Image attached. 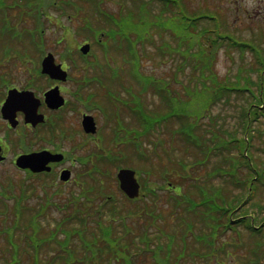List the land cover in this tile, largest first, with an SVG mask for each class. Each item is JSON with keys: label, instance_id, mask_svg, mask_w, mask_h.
Wrapping results in <instances>:
<instances>
[{"label": "rangeland", "instance_id": "1", "mask_svg": "<svg viewBox=\"0 0 264 264\" xmlns=\"http://www.w3.org/2000/svg\"><path fill=\"white\" fill-rule=\"evenodd\" d=\"M1 1H3V3H1ZM94 1L0 0V75L12 77L13 80H16V85H23L25 77L27 75L29 76L28 71L33 69V64L38 63V59L42 56V54L51 52L53 53L56 62H62L66 63V65H71L70 72L79 76L83 72H81V64L84 62H81V60L83 59L84 61L87 59V61H95L97 60L96 58L98 56V61L102 63L101 65H103L104 69L97 70L94 67H88L90 68L91 73L86 70V74L99 75V78H101L102 81H92L93 83L90 82L91 79L85 80V82L78 81V83L70 81L68 84V89L71 90L66 92V96H71L74 88L76 89L77 87H81L79 93V90H75V95H77V97L83 98L81 103L85 104L87 112H90L96 117V122L98 125V137H96L94 142H87L86 147H84V152L79 151V153H81L80 155L84 154V156H88L87 160L92 161L91 165H93L94 171H96L94 179H90L87 174L82 176V184L84 189L83 194L87 193L90 188L91 191L95 192L92 194V198H100L105 194L112 193L115 197L114 201L118 206V212H120L121 216L125 218V221H122V218L120 219L118 215L116 224L118 227H123L124 224H126V226L130 229L129 234L132 235V231H140L141 228L139 227L138 223L144 221L146 222L145 219H140L142 216V210L140 207L144 204V202L141 198L138 205L129 204L128 201L124 200L120 195H118L117 185L114 178L119 166L129 167L130 165H134V167L136 166L142 171L149 170L152 172V175H150L148 178L144 176V178L151 182H155V184H160V182L163 180V177L168 175L173 182L182 184L184 190V187L187 185V183H184L182 178L180 180V173H178V169L177 172L175 171V168H177V159H181L190 165L197 159L202 161L203 164H200V167H196L195 170H192L194 166H189V172L191 176L200 178V180L205 179L207 174H209V172H211L215 166H223V164L221 161H219L221 152L218 153V151L209 149V146L211 145V138L208 139V133L205 131L201 132V130L204 129L203 125L200 127L198 133L195 131L193 133V140L198 144L197 146L194 143L193 148L182 144V141L178 142L176 140L179 139L178 137H171L169 131L173 127L175 129L177 125L166 127L162 132H158L153 137V141H160L158 146V152L160 155L154 153L152 148H150V156L148 159L137 160V153L133 147L129 145V142L120 143L122 138L115 141L114 136H124L117 120H120L124 124V127L128 128V131L129 128H131L129 123H134V118L132 117L133 114L130 111H127V109H120L119 111L117 109L119 106L116 99L120 97V99L129 100V95L138 98L142 93L140 89L138 90V95L134 93L135 80L133 78L131 79V71L137 69V63L134 60L129 59V45L126 40H122L118 42L115 47L110 48L109 54L103 53L101 47H95L91 45V50H93L95 55L89 52L86 59H84L85 57L81 56L80 54L78 55L77 48L80 46V44L87 42V39H93V33L95 30L107 28L105 27L106 25L103 19V14L105 13H126V22L128 26L127 28H123V30H125L126 33H129L128 13L130 10L133 11L132 17L135 15L139 0H102L103 2L100 4V6H98V8L93 4ZM141 1L147 3L148 5L150 4L149 0ZM68 2L72 4L76 2L78 7L74 8L73 5L68 4ZM179 2L183 7L182 14L184 13L186 18H191L192 14L194 15L196 13L199 15L200 12H209L213 14L216 13L218 22L221 21L222 23L220 25V33H226L228 35L230 33L235 35L239 42H253L264 57V0H179ZM56 4L60 5L61 8H57ZM149 8L152 12H158L160 9V4L156 2L152 3L149 5ZM170 8V11H167L166 15H162L163 19L169 21L167 23L170 26L169 29L162 30V33L160 34L158 31L149 32V34L146 36L148 39L150 37L153 38L155 46L153 45L154 47H146L144 49V53L142 51V47L140 48L139 46L138 48L141 70L146 75L154 76L153 78L160 77L171 82V90L174 89L176 91L173 92V95H175L179 103L182 104L183 109L185 106H187V109L191 112H194L195 114L198 113L196 110L203 109L204 111L202 113H206L211 116L210 118L208 116L199 117L197 119L198 123L206 118L203 120L204 123L213 124V118L214 125L210 130H220L221 128H227L229 131H231V129L234 130L238 122V108L233 99L231 104H227V102L222 104L213 103L209 98V95H211V93H209L210 90H204V87L210 86L214 82H219V84L238 83L239 85L243 86L245 85L246 80L244 79L246 78L256 81V61L253 54L250 52L242 54L236 49L227 48L228 42L231 43V41H227L226 38L220 40L214 49H209V47H206L202 44L199 34L192 32V34H187V36H185L188 39L191 38L193 41L192 48L189 51L190 54L193 52L198 54L201 50H203L207 53V55H210L211 52L213 59H211V62L209 63V68L207 70H202L201 67L194 68L192 65L194 63L202 64L203 62L194 60V57H189L188 63H186V65L183 66V69L180 71L179 68L182 66L181 64L183 58L180 51L177 55H173L172 53L170 54L168 51H166L165 57L158 55L156 52V47L160 46L161 43L164 44L167 42L168 44L172 45L171 47L175 46L174 38L171 36L172 31L179 36L183 34L182 25L187 20L182 19V14L177 15L176 10H173L172 7ZM98 11L102 13L99 14ZM34 14L37 15V19L34 17L37 20L36 26L41 27L43 30L41 36L34 34L36 28L33 31V28L35 27V21L33 19ZM141 20L142 18L140 17L139 22ZM204 20L211 26L214 24V21H211L210 19ZM144 21L146 22V18ZM86 24H90L92 31L84 28ZM6 25L8 27H5ZM148 27L149 26L145 24H141L139 26L137 25L136 32L146 34ZM169 30L171 33H169ZM39 37H41V39ZM213 37L215 38V35H213ZM180 48L181 50H184L183 48L185 47ZM66 50H68V52L71 51V53H74V59L76 62L73 64L72 61L70 62L69 60H63V58L68 54ZM17 57H19L21 61H25L14 62L17 60L15 59ZM98 65L99 64L95 61L94 66ZM110 73L111 76L114 77V81L112 82H110L111 80L109 79ZM120 77L122 81H115ZM175 77H178V84L172 82ZM39 85H41V83H39ZM124 86H129L131 88L129 89V87H126L124 89ZM153 90L154 87L150 85L148 91L141 95L143 97L141 98L143 99L144 104L147 105V111H161L163 110L164 106L162 103H160L158 95L155 94ZM125 91L129 93L127 94ZM187 91H193L195 96L192 98L189 97ZM165 93H168V91ZM244 97H246V95H244ZM70 100L72 102L73 97H70ZM97 101L105 107L106 114L103 115L102 111L98 110L97 108H93L92 110L89 109L91 103ZM118 112L119 116H117ZM67 115V123L70 131V127L72 130L75 129L76 120L74 119L75 116H73V113L69 109L67 111ZM262 122L263 124L261 125L259 122H256L253 125L256 127V131L254 133L255 138L253 139V145L255 146L250 150V154L254 157L251 158L253 159L252 161L264 169V136L262 138L257 136V134L260 135L257 130H264V121ZM134 127H137L135 123ZM227 130L221 131V133L217 136L225 137V132H228ZM195 133L200 136V139L196 137ZM239 133L241 135V132ZM127 134L129 139V133ZM67 137H69V132ZM171 149L173 150L175 156H171L170 158L166 156L165 150L171 152ZM135 155L136 157H134ZM74 170L79 172L80 169L78 164L75 165ZM3 171L4 170H2V172ZM5 171H10V173L4 175L7 184L4 185V187L2 185L1 191H6V194L12 198L7 196L0 198V225L3 222L9 224V222L14 221L15 225L17 224L19 227H21L20 225L23 224L24 221L22 220L19 223L21 218L20 214L19 217L13 214L14 207L16 206V197H20V195L15 194L14 190L18 192L16 189L17 186L19 187V184H22V182L26 179L23 178L21 174L15 173L12 168H9V170L7 169ZM14 181H16V184L10 186L9 183ZM211 181H215L216 185L222 187V184H219V181H216V179ZM1 182H4L2 178ZM72 189L75 190V184H71L65 188L62 187L60 190H58V193H56L57 195L55 197V202L58 200L65 201L67 196H69L68 192ZM160 195L161 196L157 200H153L152 197H148L146 202L152 206V209L155 208L153 209L154 211L158 212L157 210H160L167 217L164 219V223H158V225L163 230L167 231V233L174 234L176 230H179V224L176 220V215L178 214L179 217L185 215V218L196 221L194 214H188L178 210H175L174 214L172 207L169 206V204L164 200L165 192H162V194L160 193ZM257 197L259 201L264 204V189H261ZM33 198V195L29 196L24 201V205H31L30 207H34L36 201L34 202ZM87 199L88 201L86 202V200H84V205H80L77 207V209H74L71 206L68 207L65 204L64 213H61V211L56 209L55 206H48L47 211L44 210L45 212L42 213L44 217L42 216L41 220L43 222L41 226L46 225V227L41 228V231L44 232L49 228L62 230L63 226H60L64 220H62L60 215L65 214L66 212V214L74 212L81 213V211H83V213L88 212V209L92 210L96 208L101 202L99 199L96 201H91V198ZM129 209H131L133 213L137 212L135 213V216L130 215ZM24 216L26 217V215ZM88 219H90V217H87V220ZM29 220L30 219H28V221ZM54 220L57 221L54 222ZM89 225L91 226L92 224L88 222V227ZM256 225L258 224L256 223ZM65 229L68 228L65 227ZM197 230L199 231V229ZM3 233H1L0 229V258L2 256L4 257V260L2 259L1 261L11 259L9 258L10 251H6L8 247L6 245L5 239L3 238L6 235ZM131 235H129V237H124V242H130ZM178 236L179 234H177V239H179ZM241 236V241L245 244L243 250L228 248L227 252L230 253V256L226 257L225 255H221L220 260L222 264H247V255L250 254L254 244L256 243L259 246L261 243L259 241L250 239L251 235H247L246 233H241ZM190 239H192V236L189 235L188 250L186 251V254H184V264H201V260L187 257L191 255L192 249L196 247L195 242ZM233 240H236L235 235L229 233L228 231L220 235L217 243L221 241L227 243L232 242ZM13 241L18 243V238H15ZM22 243H24V238ZM112 245V247L115 248V251L120 249V245H115V242H112ZM11 248L13 249L14 246ZM102 248L105 249L104 246H102ZM78 253L79 254L74 256V260H71L68 256H65V258L60 259L57 263L53 264H63V262L67 264H76V262L77 264H84V262H89V264H115L116 262L115 258L113 257H110V261L107 259L106 261L100 262V258H95L94 255L92 256V253L91 256L85 255V253H83L81 250H78ZM49 254L52 258L56 256L54 255L55 253L53 251ZM23 255L24 256H22V260L26 262L27 255L25 252ZM43 256H46V251L43 252ZM88 257H90V261H88ZM212 259V261L204 264H217L215 261L216 258ZM194 260L197 261L192 262ZM141 264L148 263L143 262ZM261 264H264V258Z\"/></svg>", "mask_w": 264, "mask_h": 264}, {"label": "trees", "instance_id": "2", "mask_svg": "<svg viewBox=\"0 0 264 264\" xmlns=\"http://www.w3.org/2000/svg\"><path fill=\"white\" fill-rule=\"evenodd\" d=\"M1 3H3V1H1ZM101 3L102 0H95L93 2L97 8ZM142 3L143 1L139 0L138 4ZM146 11L147 13L145 14ZM166 11V8H162L163 14ZM99 12L100 11H98V13ZM129 12L133 13V11L130 10ZM145 12H143V7H140L139 13L136 10L133 17L128 16L129 33H126V31L123 30V28H127L128 26L126 22V13L121 12L119 14H114L113 12H110L105 14L103 19L105 21V27H107L105 28L107 29L106 36L113 41H117V37H129V40L131 37H136L135 45L141 44L143 49L149 46H155L153 38L150 37L148 39L146 35L153 31L162 32L158 24L159 18L161 19V26L163 27H165L169 21L166 22L165 19L161 18L160 11L155 13L146 8ZM205 13L209 12H200L199 15L197 13L194 15L192 14L191 18H186L183 13L181 18L187 20L185 23L183 22L184 24L182 25L183 34L181 36L183 37H177L178 39L175 40L174 47H171L170 44L168 45L167 42L164 44L170 47L162 45V43L160 46L156 47L157 54L162 55L163 57L166 55L164 49L168 50L169 53L172 54L180 51L183 57L181 64L182 66L179 68L180 71L183 69V66L188 63V58L193 57L189 52L192 48L193 41L191 38L188 39L185 37L187 34H192V32L198 33L202 44L206 47H209V49H214L219 41L224 38V33L219 32L221 30V21L217 23L215 22L211 26L210 24L206 23L204 19H214L216 21L217 17L208 15L207 18L206 15H204ZM214 15L217 16L216 13ZM34 17H37V15L34 14L33 19H35ZM140 17L142 20L139 22ZM145 18L146 22L144 21ZM141 24L149 26L146 34L136 32V26ZM131 28L134 30L132 31ZM214 34L216 35L215 38L213 37ZM180 47L185 48H183L184 50H181ZM211 59H213L211 52L210 55H207L206 52L201 50L195 55L194 60L202 61L203 63H194L192 66H194V68L201 67L202 70H207L209 68ZM258 63L261 65L259 69L263 71V57L258 60ZM218 83L219 82H214L211 84V86H206L204 90L210 89L209 93H211V95H209V98H211L212 101H215L214 103L222 104L227 102V104H231L233 99L237 105V108L239 107L237 111V126L234 130L231 129V131L227 130V128H221L220 130H210L214 125L213 118V124L204 123L203 120L198 123L197 119L201 117V114L192 115L191 113L187 112V109L184 108V110L182 108V104L180 105L176 99H172V93L176 91L174 89V91L171 90V82L168 81L165 85L163 78L158 77L157 79V85L155 88L156 93H159L162 89V86L164 85L166 91H169L167 95L170 97L169 101L172 100L176 104L173 111L169 109V106L166 108L163 105L164 110L166 111V116L163 118V121L169 119L168 122H170L172 117L175 116L178 126L175 133L179 131L184 142L187 144H192V142L195 143L193 140V131L198 133L200 127L203 125L204 129H202L201 132L205 131L208 133V139L211 138L210 142L212 143V146L209 148L224 154L222 159L219 161L225 165L215 166L214 168L218 167L216 170L207 174L205 179L200 180V178L191 176L189 172V166H194L192 170H195L196 167H200V163L201 165L203 164L202 161L197 159L190 165L181 159H179L180 162L178 163L179 160H177L176 163H178V165H176L177 168L175 169H178V173H180V180L182 178L183 182L187 183V185L184 187V190L180 187V193L171 195L169 196L168 200H166L169 206L171 205V207L173 204L179 205V211H183L184 213L187 212L181 206L187 205V208L196 215L197 219H210L213 223L212 231L209 232L210 237L215 236L216 229L218 228L216 224L223 222L228 225L227 227H232L233 229L241 226L248 230L251 235L262 239L264 238V225L262 224L259 229H256L249 222V220L257 222L260 219L262 222H264V204L261 203L257 197L261 189H264V169L252 161L253 159L251 158L254 157L250 154V150L255 146L253 145V139L255 138L254 133L256 131V127L253 126V123L259 122L261 125L263 124L262 121H264L263 78H260V81L257 83L251 81V85L256 86L257 93H253L252 91L248 90L250 95H246V97H244L242 93L247 91V88L240 86L238 83L233 84L236 86H223V84L218 85ZM188 95L191 98L195 96L193 91H190ZM164 100H166V97H164ZM144 108L147 109L146 105L144 107L142 103L137 102V106L134 109L137 117L135 116L134 123L137 126L147 129L145 122L147 119H150L152 121L151 127L149 129L150 131L153 126H158L161 123L163 114L160 112H162V110H151V112L148 111L149 115H147ZM205 116H208L209 118L211 117L209 115ZM259 118L262 120H259ZM134 123H132L131 126L134 127ZM172 129H174V127ZM223 130L228 131L225 132L226 136L218 137L217 135H219ZM241 131L243 136L239 137L238 134ZM257 132L260 133V135L257 134L259 138L264 136V130H257ZM195 135L200 139L198 134L195 133ZM154 136L155 135H150L144 140V142L137 140L135 143V151L138 154L140 152L142 156H144L145 150L148 151L147 145L149 147L157 146L153 142ZM184 142L182 141V144H184ZM145 171L148 172L149 170ZM214 179L219 181V184H222V187L216 185L215 181H211ZM93 193L95 192L89 191L85 194L81 193L79 196L76 195V201L73 200L72 204L74 205V209H77V207L80 205H84V200H86V202L88 201L87 198H91V201H96L99 199L101 202L97 205V207L92 210L88 209V212L84 213L81 211V213L74 212L66 214V212L65 214L60 215L62 220H64L60 226H63L62 230L49 228L44 232L41 231V228L46 227V225L41 226L43 221L39 220L40 213L45 212L44 210L47 211V208H43L41 212L40 209L36 208L22 209L20 211L21 218L19 223L23 220L24 225L21 224V227H19V225L16 224L17 228L15 229V233H13V239H11V237H5V242L8 247L6 251H10L9 258L11 259L1 261L2 259L4 260V257L2 256L0 258V264H53L57 263L58 260L65 258V256H68L69 259L74 260V256L79 254L78 250L83 251V253H85L87 256H91L92 253V256L94 255L95 258H100V262L106 261L107 259L110 261V257H113L116 260L115 264H129V254L132 255L136 252L144 254L142 255L143 259L150 260L152 264H180L181 261H185L184 254H186V251L188 250L187 242H185L184 246L182 247V244L177 242V239L174 241L171 236L169 240L166 241L164 236L168 233H165L158 223H156V221L159 220L157 218L160 215L165 219L162 211L157 210L158 212H156L153 210L154 208L151 209L149 205L144 207L149 211L150 218L145 216L143 213L142 215H144L143 218L146 220V222L144 221L138 223L139 227L141 228L140 231L134 232L131 230L133 232L131 235L129 234L130 229L126 226V224H124L123 227H118L116 224L118 215L120 219L122 218V221H125V218H123L120 212H118V206L116 202L113 200H108L105 197L106 195H103L100 198H92ZM152 199L157 200L158 198L155 197ZM129 212L130 215L133 216H135V213H137H133L130 209ZM24 215H26V217ZM182 216L185 217V215ZM87 217H90V219L87 220ZM28 219L30 220L28 221ZM140 219H142V216ZM152 220H155V222L152 223ZM260 220L258 222H260ZM55 221L57 220H54V222ZM88 222L92 224L91 226L89 225V227ZM12 224L14 225V223H11L10 225ZM65 227L68 229H65ZM129 235H131V241L124 242V237H129ZM15 238H18V243L13 241ZM23 238L24 243H22ZM194 238L196 247L192 249L191 255L187 257L194 258L204 251L203 249L205 248L206 244L205 236H195ZM112 242H115V245H120V249L118 251H115V248L112 247ZM208 244H212V241L210 240ZM12 246H14L13 249L11 248ZM102 246H104L105 249H103ZM175 246L178 248L175 249ZM44 251H53L55 253L54 255L56 256L52 258L49 255L48 258H45L43 256ZM24 252L27 255L26 262L22 260ZM248 258H251V252L248 255ZM87 259L88 261L91 260L90 257ZM218 262L219 260L216 261V263ZM63 264L67 263L63 262ZM84 264H89V262H84Z\"/></svg>", "mask_w": 264, "mask_h": 264}, {"label": "flooded vegetation", "instance_id": "3", "mask_svg": "<svg viewBox=\"0 0 264 264\" xmlns=\"http://www.w3.org/2000/svg\"><path fill=\"white\" fill-rule=\"evenodd\" d=\"M87 56L88 54L84 56V59ZM63 60L72 61V64L76 62L73 58H63ZM81 62H84L81 64V72H83L79 76L70 72L71 65L56 62L63 71H66V77L63 81L60 76L54 79L48 75H35L32 70L28 71L29 76L25 77L23 85H16V80H13L12 77L0 76V198L4 195L11 197L6 194V191H1L2 185L4 187L7 184L4 175L10 173V171H5L9 168L26 179L22 184H19V187L17 186L18 192L14 190L15 194L33 195L34 202L36 201L34 205L51 199L52 195L62 187L75 184V191L80 188L83 169L81 159L84 154L80 155L79 151L84 152L87 142H94L96 139L93 134L83 131L82 120L84 116L90 115L94 117L96 122V117L87 112L76 101L75 88L71 96H66V92L71 90L68 89L70 81L76 83L82 80L98 81L99 79L96 74H86L87 59L84 61L82 59ZM88 72H90V68H88ZM53 89L58 91L63 102L46 100L45 94ZM10 90L33 93L29 102L30 114L28 116L21 109H15L14 105L9 107L8 114L2 112V107ZM70 97H73L72 102ZM68 109L73 113L76 120L75 129L72 130L70 127V131L67 123ZM68 132L69 137H67ZM35 153H47L49 155L45 157L47 161L44 166L45 169L33 171L31 169H19L15 166L19 156ZM76 164L79 165V172L74 170ZM64 171L69 172V178L65 181L60 179ZM9 184L12 186L16 184V181Z\"/></svg>", "mask_w": 264, "mask_h": 264}, {"label": "water", "instance_id": "4", "mask_svg": "<svg viewBox=\"0 0 264 264\" xmlns=\"http://www.w3.org/2000/svg\"><path fill=\"white\" fill-rule=\"evenodd\" d=\"M83 52H87L88 50V45H85V47L81 48ZM42 67H43V72L44 73H49L51 76H55L58 77L60 75H62V77L64 78L65 73L60 71V67L59 66H55L53 65V57L51 55H48L47 57L44 58L43 62H42ZM11 95L8 97L7 99V103L9 106V103H26L25 100V96L24 93H15L14 91L12 93H10ZM55 94L54 93H50L49 94V98L52 99V101H54L55 99ZM7 106V108H8ZM21 108V107H20ZM83 125L85 127V131L89 132V131H94V124L91 121L90 118H86L83 122ZM41 160L38 157H33V156H22L18 159L17 164L21 167H30V166H34V165H38ZM135 172L129 169H121L118 174H117V178L120 182V187L121 189L127 194L129 195V197H135L138 194V189H139V185L136 181V179L134 178ZM67 175L66 177L63 175V179H67Z\"/></svg>", "mask_w": 264, "mask_h": 264}]
</instances>
